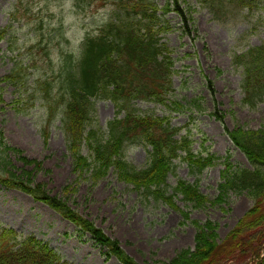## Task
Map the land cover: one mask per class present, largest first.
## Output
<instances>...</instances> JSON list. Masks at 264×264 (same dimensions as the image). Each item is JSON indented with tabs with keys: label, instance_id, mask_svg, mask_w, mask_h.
I'll return each mask as SVG.
<instances>
[{
	"label": "rangeland",
	"instance_id": "rangeland-1",
	"mask_svg": "<svg viewBox=\"0 0 264 264\" xmlns=\"http://www.w3.org/2000/svg\"><path fill=\"white\" fill-rule=\"evenodd\" d=\"M151 1L164 7L169 0ZM180 5L189 18L187 26L176 12L168 13L163 20L170 29L162 38L175 60L174 88L166 95L170 105L137 99L134 107L139 115L170 118L174 126L182 128L181 134L193 138L196 152L223 157L200 175H192L188 165L177 159L176 171L168 178L170 192L179 179H185L198 183L200 190L214 200L219 194L227 156L235 167H250L226 129L256 130L264 125V101L254 108L244 103L243 68L234 62L235 55L264 44V2L254 10L229 11L219 18L202 0H181ZM112 7L113 0H0V135L23 156L41 164L25 167L21 158L14 157L11 160L16 172L22 168L33 170V182L45 185L49 193L66 200L118 241L139 264H170L180 251L195 248L194 220L217 224L222 241L253 206L252 198L232 192L225 203L195 208L182 195L176 196L178 206L190 214V219L185 220L180 211L147 198L132 185L118 180L112 170L98 183L89 180V174L77 179L60 118L50 125L48 141L42 134L48 102L41 79L48 69L42 61L44 53L55 58L60 48L77 49L87 34L109 19ZM32 58L39 60L38 67L28 68L26 85L4 80L18 66L31 64ZM49 79L55 86L58 74ZM192 98H201L204 110L189 106L175 109V100L186 104ZM117 116L118 107L113 100L94 98L89 127L100 130L107 138L108 124ZM150 151L146 142L135 140L126 145L124 157L140 169L148 165ZM83 153L90 155L87 146ZM0 222L23 236L44 240L72 264H122L108 256L89 233L80 231L45 203L1 184Z\"/></svg>",
	"mask_w": 264,
	"mask_h": 264
},
{
	"label": "trees",
	"instance_id": "trees-1",
	"mask_svg": "<svg viewBox=\"0 0 264 264\" xmlns=\"http://www.w3.org/2000/svg\"><path fill=\"white\" fill-rule=\"evenodd\" d=\"M202 2L219 18L229 11L254 10L264 0ZM180 3L181 0H169L164 7H159L151 0H113L109 19L87 34L77 49L60 48L55 58L44 53L42 61L48 69L41 79L48 102L47 122L42 134L48 141L50 125L60 118L77 179H84L89 174L88 179L98 183L112 170L118 180L132 185L147 198L180 211L185 220L190 219V214L178 206L176 196L182 195L183 200L192 203L193 207L203 208L208 204L225 203L232 192L249 195L253 206L224 240L219 241L217 224L212 221L200 224L194 220L197 227L195 248L180 251L170 264H264V125L256 130L226 129L250 167H235L227 156L223 161L225 166L218 185L219 194L211 200L200 190L198 183L185 179H179L170 192L168 178L176 171L177 159L188 165L192 175H200L223 157L211 152H196L193 138L181 134L182 128L174 126L170 118L139 115L134 107L137 99L170 105L166 95L174 88L175 60L171 48L162 38L170 29L163 20L168 13L176 12L187 26L189 18ZM60 35L64 37L62 33ZM38 61L32 58L31 64L18 66L4 80L26 85L30 75L27 70L38 67ZM234 62L243 68V101L254 108L264 101V44L235 55ZM55 73L58 80L53 86L49 78ZM208 86L213 93L211 81ZM98 97L111 99L118 107V116L108 124L107 138L100 134V130L89 127L93 99ZM201 100L192 98L186 104L175 100V109L179 111L189 106L202 111ZM213 114L222 120L218 112ZM135 140H143L151 147L150 161L140 169L124 157L126 145ZM84 146L89 148L90 155L83 153ZM14 157L21 158L25 167L36 164L41 167L36 160L28 159L21 150L9 145L1 133V185L21 190L45 203L80 231L89 233L108 256H114L122 264H139L118 241L111 239L66 200L49 193L45 185L33 182V170L22 168L20 173L16 172L11 160ZM0 264L72 263L44 240L34 235L23 236L0 222Z\"/></svg>",
	"mask_w": 264,
	"mask_h": 264
}]
</instances>
